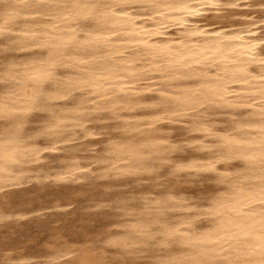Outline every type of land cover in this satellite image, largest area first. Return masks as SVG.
Returning <instances> with one entry per match:
<instances>
[{"label": "bare ground", "instance_id": "1", "mask_svg": "<svg viewBox=\"0 0 264 264\" xmlns=\"http://www.w3.org/2000/svg\"><path fill=\"white\" fill-rule=\"evenodd\" d=\"M260 4L0 5V195L37 181L55 186L58 197L88 180L105 184L93 192L95 205L117 210L105 231L57 247L46 264H264V55L253 39L264 16ZM69 85L78 90L56 99ZM161 86L173 100L166 110L152 106L158 93L148 91ZM196 96L219 112L199 121L190 112ZM232 117L236 123L225 122ZM42 128L54 134L40 136ZM222 137L238 159L215 165L230 174L213 185L223 193L219 201L205 202V185L172 175L165 162L206 165L211 152L170 149L181 139L207 145ZM49 140L59 151H38ZM48 157L59 161L46 163ZM30 212L0 202V225Z\"/></svg>", "mask_w": 264, "mask_h": 264}, {"label": "rangeland", "instance_id": "2", "mask_svg": "<svg viewBox=\"0 0 264 264\" xmlns=\"http://www.w3.org/2000/svg\"><path fill=\"white\" fill-rule=\"evenodd\" d=\"M44 161L56 164L59 159L48 157ZM84 182V185H75L58 197L51 192L55 186L50 189L37 181L11 188L12 191L5 189L0 195L6 196L0 201L4 206L32 212L25 217L13 216L0 225V260L12 259L14 264H46L49 253L57 247L77 244L84 235L93 237L105 231L117 210L108 203L95 205L93 192L105 190L103 182ZM39 207L41 209L37 210Z\"/></svg>", "mask_w": 264, "mask_h": 264}, {"label": "snow or ice", "instance_id": "3", "mask_svg": "<svg viewBox=\"0 0 264 264\" xmlns=\"http://www.w3.org/2000/svg\"><path fill=\"white\" fill-rule=\"evenodd\" d=\"M130 2L131 0H120V3L124 5H127ZM102 6L108 7L107 4H104ZM227 7H235V5H228ZM258 7L264 9V4H260L258 5ZM260 19L262 21V24L260 26V35L254 36L253 39L260 42L261 45L260 49L257 52V55H264V16H262ZM85 20H87V18H85ZM253 23L255 22L253 21ZM6 58L7 57H5V59ZM261 67L264 68V61H262ZM261 76H264V72L261 73ZM44 78L54 79L50 73H46ZM185 78L190 79V77H185ZM77 90L78 89H76L75 85H69L68 87L65 88V91H67V96H57L55 98L67 100L69 97H71L72 92ZM148 91L158 93V97L155 98L156 103L152 105L153 107L160 108L161 110H166L168 106L171 105L173 102L172 98H170L168 95L167 86H161L159 89L148 88ZM210 103H211L210 101L208 103H205L200 99V97L196 96L195 99H192L193 106L190 109L191 114L194 117L198 118L199 121H207L211 119L212 115L219 112V109L210 107L209 106ZM92 111H107V110L93 109ZM165 114L167 115V111ZM102 120L103 118L101 117L99 122L102 123ZM225 122L228 124H234L236 123V119L235 117H232L231 119ZM89 123H96V121L90 120ZM173 123H183V122L173 121ZM37 131L40 136H48L54 134L52 130L49 128H42V129H38ZM178 137H179V130H178ZM204 139H207V137H205ZM221 141L222 142L212 141L206 145L203 143V140L199 141L196 144H191L189 143V141L181 139L179 144L175 145V147L170 149L171 151L174 152H181L184 151L185 149L189 151H195L205 154L211 152L213 155V159L209 161L206 165H201L197 161V162H193L192 165H189L187 168H185L182 166H173L172 161L165 162L171 167L172 175H175L177 172H183L184 176L182 177V179L191 178L192 181L196 184H201V183L204 184L205 187L201 189L203 195L200 197V199L204 200L205 202H207L209 199H211L213 202L219 201V197L223 193L221 189L214 187L213 185L223 184L224 183L223 177L230 174L228 172H219L218 169L215 167V165L218 164L220 165V167H223L225 164H230L232 161L238 159L237 157L228 155L227 146L228 144L231 143V141L228 140L226 137H222ZM38 151H43L45 153H55L59 151V149L56 147L53 141L49 140L45 142V146L43 147V149H38ZM232 166L234 167L235 165ZM193 218L200 219L199 217H195V216H193Z\"/></svg>", "mask_w": 264, "mask_h": 264}, {"label": "clouds", "instance_id": "4", "mask_svg": "<svg viewBox=\"0 0 264 264\" xmlns=\"http://www.w3.org/2000/svg\"><path fill=\"white\" fill-rule=\"evenodd\" d=\"M16 4V0H0V5L7 6L9 8Z\"/></svg>", "mask_w": 264, "mask_h": 264}]
</instances>
